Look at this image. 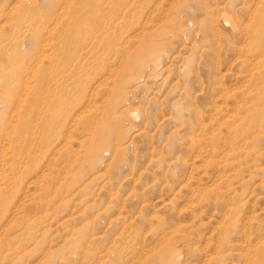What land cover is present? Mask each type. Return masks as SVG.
I'll return each instance as SVG.
<instances>
[{
	"label": "rangeland",
	"instance_id": "rangeland-1",
	"mask_svg": "<svg viewBox=\"0 0 264 264\" xmlns=\"http://www.w3.org/2000/svg\"><path fill=\"white\" fill-rule=\"evenodd\" d=\"M0 264H264V0H0Z\"/></svg>",
	"mask_w": 264,
	"mask_h": 264
}]
</instances>
